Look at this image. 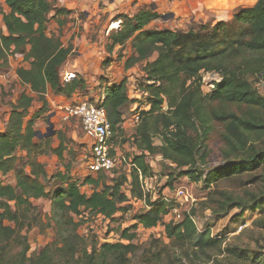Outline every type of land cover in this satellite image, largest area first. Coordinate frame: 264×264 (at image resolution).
Instances as JSON below:
<instances>
[{"label": "trees", "instance_id": "trees-1", "mask_svg": "<svg viewBox=\"0 0 264 264\" xmlns=\"http://www.w3.org/2000/svg\"><path fill=\"white\" fill-rule=\"evenodd\" d=\"M8 8L1 15L5 31L0 32V68L8 63V56L20 54L28 66H19L15 73L24 86L0 132V173L14 171V184L0 181V264H55L53 255L66 257L68 264H129V255L136 228L155 227L172 207L160 198L143 194L138 170L150 176L147 162L150 155H160L169 162L170 170L189 177L194 182L203 180L206 187L226 177L251 172L264 163V151L257 143L264 138V93L258 90L248 76H257L264 83V0L240 9L233 22L244 27V32L230 34L225 21L191 23L184 29H148L151 22L161 17L150 5L140 6L133 14L119 13L113 21L118 29L107 35L109 53L118 45L130 43L131 54L124 62L127 70L142 63V88L148 109L138 110V122L130 138L135 153L129 171L130 191L133 197L143 199L146 207L134 216L133 231L125 229L120 237L125 242H104L98 250L86 249L84 236L72 234L78 226L73 215L81 208L101 214L112 220L115 214L127 212L126 196L122 187L126 174H119L110 182L88 176L84 183L94 186L86 194L82 183L70 180L65 174L49 176L36 156L59 153L57 148L45 150L35 142L33 123L48 108L46 94L70 97L84 89L80 76L64 82L60 67L72 53V46H64L58 35L45 33L48 13L69 11L56 8V0H2ZM155 56V59L151 58ZM120 55L117 57L119 59ZM111 56L103 61L107 66ZM214 72L221 77L207 92L202 90V74ZM137 79V80H138ZM128 80L106 86L99 105L106 112L111 129L121 131L122 108L133 102L127 94ZM139 83V82H138ZM35 100L40 109L27 122L25 119ZM158 137L160 144L154 143ZM49 138L45 139L48 141ZM42 141V140H41ZM19 151L24 155L20 156ZM112 152V151H111ZM213 161L222 163L206 171ZM28 167V171L25 169ZM104 172H99L101 174ZM170 173L167 183H170ZM57 178L64 184L55 188L51 196L52 211L57 213L56 225L67 226L62 246L48 244L35 258L27 256V231L42 223L31 199L48 196L47 183ZM100 186V189H97ZM229 204L241 211L261 208L260 198L243 201L231 199ZM13 202V205L11 204ZM189 211L183 212L180 222L164 224L169 244L153 239L146 252L145 264H175L185 258L189 264H264V252L253 253L246 249L224 244V239L212 237L206 228L199 231ZM261 227H264L262 224ZM24 231V234L22 233ZM72 234V235H71ZM74 236V241L70 240ZM164 241V240H162ZM13 246L20 250L10 256Z\"/></svg>", "mask_w": 264, "mask_h": 264}, {"label": "rangeland", "instance_id": "rangeland-1", "mask_svg": "<svg viewBox=\"0 0 264 264\" xmlns=\"http://www.w3.org/2000/svg\"><path fill=\"white\" fill-rule=\"evenodd\" d=\"M210 0H150L148 4L160 3L164 6L163 13H172L173 16L169 21H165L161 17L150 23L149 28L157 29H184L191 23H212L215 21H225L229 25L231 35H235V32H244V27L239 23L233 22V16L243 8L253 6L257 0H233L226 5H233L230 8H219L216 1L209 2ZM223 2H220V4ZM143 6V5H140ZM137 8V7H135ZM3 1L0 0V18L3 11ZM117 10V9H116ZM132 9H128V12ZM134 10V7H133ZM119 12H107V16L104 18V22L114 18ZM113 20V19H112ZM111 20V21H112ZM119 23V22H118ZM106 24V22L104 23ZM111 25V22L110 24ZM116 28V27H115ZM98 29L104 27L99 25ZM3 27L0 26V32ZM98 32V31H97ZM105 35L100 39L101 45L104 46V50L109 56L113 58V63L117 67H124V62L130 54V46L128 43L123 47H115L112 52L109 53L106 48L107 30ZM120 55L119 59L117 57ZM106 59V58H105ZM19 66H28V63L22 60V57L16 55L8 56L7 66L0 68V77L3 80L4 88L0 89V120L2 125L7 119L8 112L6 109H10V104L13 103L20 92L24 89V86L19 81L15 70ZM141 65L137 64L130 70L122 72L119 77H126L128 84L132 90V100L137 102L138 112L140 108L145 106V98L137 96L133 89L135 83L141 88ZM116 70V68H115ZM61 80L63 74H60ZM138 79V80H137ZM248 79L253 82L255 87L264 93V83L257 76H248ZM137 80V81H136ZM220 81L221 77L217 73L208 72L202 74V90L207 92L211 87L212 81ZM139 82V83H138ZM86 88L76 90L70 97L62 95L50 94L48 95V108L42 114L35 118L33 128L37 132L35 142L40 143L41 146L47 150L49 148H59V153H46L36 156V160L44 165V168L49 176L55 174H65L70 180L82 183L81 191L89 194L94 186L84 183V180L88 176L99 177L98 182L105 180L110 182L116 178L119 174H128L130 171L129 160L135 153L134 147H132L130 133L127 131L125 134L122 131L114 132L115 139L113 141L112 154L115 152L120 158L118 168L104 172L101 174H93L87 169V161L89 159V140L83 135L81 126L76 118H65L64 107L69 104H75L80 101H88L94 104H99L101 100V94L99 89L96 91V96L89 93ZM41 102L35 100L29 110V114L25 121L27 122L32 116L40 109ZM129 114L134 111H128ZM128 114V115H129ZM48 122L52 123L51 130H54V134L45 137L50 127ZM132 125H128L126 128L131 131L134 128ZM131 127V128H130ZM49 138L48 141L45 139ZM42 140V141H41ZM155 144H160L158 137L154 138ZM257 146L264 151V138L261 139ZM20 156L24 155L23 151H19ZM147 162L151 168V174L153 175L152 183L150 184V192L148 193L151 198H160L163 195L169 198V204H175L173 199V192L179 187L187 189L192 199H184L183 209L189 211L195 219V224L198 228H206L212 237L224 239V244H231L242 249H246L253 253L264 252V202L261 204V208L258 209H246L241 211L237 206L229 204L231 199H242L243 201H249L260 198L264 193V163L254 171L243 173L236 176L226 177L218 180L217 182L206 187L203 180L194 182L187 176L178 175V172L171 171L169 162L165 161L160 155H150L147 158ZM222 163L213 161L208 165L212 169L220 166ZM28 171V167H25ZM170 173L172 179L169 178L170 183H167V174ZM0 181L5 184H14V171H11L5 175L0 173ZM64 183L57 178L49 180L47 183L48 196L44 198L31 199L32 204L35 206L36 213L39 214L42 223L38 226H33L27 231L29 249L27 256L35 258L37 255L50 243H57L58 246H62V239L65 234L68 233L67 226L62 225L58 229L56 220L58 219L57 213L52 211L51 208V196L55 188L63 185ZM100 189V186L97 188ZM13 205V202L11 203ZM127 212H119L117 217L112 220L99 219L94 213L88 214L89 225L87 229V236H84L85 230L80 226H77L72 234L77 236H84L86 241V249L91 252L94 247L96 251L100 244H103V240L108 237L113 239V242H125L120 237L122 231L125 229L133 231L132 225L134 224L135 214L142 209V204L137 202L127 203ZM183 211V212H184ZM74 221V219H73ZM75 222V221H74ZM76 223V222H75ZM24 234V231L22 232ZM71 234V235H72ZM155 239L151 233H145L138 227L135 230V237L133 243L136 245L135 252L129 255V264H145L144 256L141 253L146 252L149 243ZM70 240L74 241V236H70ZM102 240V241H101ZM159 243L169 244V241L159 240ZM20 250L19 246H13L10 252V256L14 257ZM55 264H68L64 257H59L54 254ZM175 264H189L185 258Z\"/></svg>", "mask_w": 264, "mask_h": 264}, {"label": "crops", "instance_id": "crops-1", "mask_svg": "<svg viewBox=\"0 0 264 264\" xmlns=\"http://www.w3.org/2000/svg\"><path fill=\"white\" fill-rule=\"evenodd\" d=\"M149 1L150 0H56L55 7L67 10L69 13H57L55 9L51 10L47 15L45 33L48 36L58 35V31H60V41L62 44L64 46L71 44L72 46V53L67 57L66 61L59 69L60 74L70 77V80L76 76H80L84 81V88L89 90V93L93 96H96V91L99 89L101 99H103L105 96V87L118 83L123 77L121 78L117 75L132 68L125 70L123 67L121 69L120 66L117 67L114 65L113 61L107 66L103 65V61L105 58L109 57V54L106 53V49L104 50V46L101 45L100 39L105 35L104 33L106 30L107 33H109L111 30L118 29L119 27L118 24L116 28H111L112 23L117 21H113V18V20H109L110 16L108 20L105 21L106 24H104L105 22L103 20L107 16V12L115 13L120 11L121 13L128 12V9H132L129 13L133 14L140 5H146ZM3 6V11H8L4 3ZM110 22L111 25H109ZM99 25L106 28L105 32L103 29H98ZM148 29L151 28L148 26ZM2 31H5L4 27ZM127 43L130 46V43ZM115 47L119 46L116 45ZM131 52L130 48V54ZM15 55L22 57L20 54ZM153 59H155V56L151 58V60ZM139 65L142 66L143 64L139 63ZM1 88H4V83L0 77V89ZM49 94L50 91L47 92L46 97H48ZM136 103L137 102H128L122 108L123 122L121 123V130H124V134L128 131L130 135H133L135 132V127L138 122V112L135 111L137 108ZM142 109L147 110L148 106L145 105L140 108V110ZM6 110L9 115L11 107L9 110ZM128 111H134V113L130 115ZM129 124L132 125L131 127L134 128V130L131 131L126 128ZM3 128L4 126L0 120V132L3 131Z\"/></svg>", "mask_w": 264, "mask_h": 264}, {"label": "built area", "instance_id": "built-area-1", "mask_svg": "<svg viewBox=\"0 0 264 264\" xmlns=\"http://www.w3.org/2000/svg\"><path fill=\"white\" fill-rule=\"evenodd\" d=\"M1 19V18H0ZM0 25L3 27L2 19L0 21ZM208 73V72H206ZM65 82L70 80V77L64 76L63 78ZM137 81V80H136ZM217 81H212L211 88H213V83ZM128 84V83H127ZM136 85V83H135ZM135 90L134 92L141 96H144L145 93L140 91L137 88V85L133 87ZM208 90V91H209ZM127 94L128 97H132V90L130 85L127 86ZM65 109V118H76L81 126V130L83 135L89 140V159L87 161V169L93 173L97 174L99 172H108L115 168H118V164L120 163V158L115 152V155L112 154L113 148V131L111 129L110 123L107 119L106 112L102 106L99 104H94L88 101H80L75 104H69L64 107ZM138 119V118H137ZM130 168L133 167L131 160H129ZM153 175L150 176H143L140 171L138 170V179L140 183V188L145 195H149L148 193L150 190V184L153 180ZM127 181L122 187V192L126 196V203L137 202L142 204V207H146L144 204L143 199H137L131 195L130 191V176L129 173L126 174ZM150 196V195H149ZM188 198L192 199L189 195L188 191L184 187H179L175 189L173 192V199L175 204L168 210V212L163 216L162 223H158L155 227L152 228H144L141 225L138 228L147 233H151L153 237L165 240L164 234V224L173 221V222H180L183 218V203L184 199L188 200ZM161 200L170 202L167 196L163 195L160 197ZM188 212V211H187ZM89 211L85 208H81L78 214L73 215L74 221L78 226L85 230L84 236H87V227L89 225V218H88ZM118 214V213H117ZM115 214V217H117ZM97 218L104 219V217L97 213ZM192 220L195 222L194 217H191ZM110 221V220H109ZM198 230L202 231L203 229L198 228ZM102 241V240H101ZM113 239L109 237L102 242H113Z\"/></svg>", "mask_w": 264, "mask_h": 264}, {"label": "water", "instance_id": "water-1", "mask_svg": "<svg viewBox=\"0 0 264 264\" xmlns=\"http://www.w3.org/2000/svg\"><path fill=\"white\" fill-rule=\"evenodd\" d=\"M150 7H151V9L154 12L160 14L161 18L164 19L165 21H169L172 18V16H173L172 13H163L165 8L160 3H153V4L150 5ZM48 124H49L50 127L47 129L48 132L44 135L45 137H49V136L54 134V130L50 129L52 127V123L48 122ZM35 134H37V132H35Z\"/></svg>", "mask_w": 264, "mask_h": 264}, {"label": "bare ground", "instance_id": "bare-ground-1", "mask_svg": "<svg viewBox=\"0 0 264 264\" xmlns=\"http://www.w3.org/2000/svg\"><path fill=\"white\" fill-rule=\"evenodd\" d=\"M214 1H216L217 3L219 2V4H218L219 5L218 6L219 8H230V7H233V5H231V6L226 5V4L230 3L233 0H210L209 2H214ZM220 2H223V3L220 4ZM118 24H119L118 22L112 23L111 28L117 27Z\"/></svg>", "mask_w": 264, "mask_h": 264}]
</instances>
